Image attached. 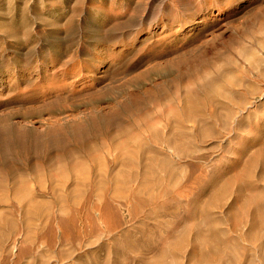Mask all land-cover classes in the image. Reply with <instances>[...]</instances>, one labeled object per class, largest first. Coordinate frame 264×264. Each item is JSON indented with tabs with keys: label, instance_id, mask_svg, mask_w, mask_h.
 <instances>
[{
	"label": "rangeland",
	"instance_id": "1",
	"mask_svg": "<svg viewBox=\"0 0 264 264\" xmlns=\"http://www.w3.org/2000/svg\"><path fill=\"white\" fill-rule=\"evenodd\" d=\"M179 1L0 0V264H143L264 189V0ZM123 201L110 241L73 229Z\"/></svg>",
	"mask_w": 264,
	"mask_h": 264
},
{
	"label": "bare ground",
	"instance_id": "2",
	"mask_svg": "<svg viewBox=\"0 0 264 264\" xmlns=\"http://www.w3.org/2000/svg\"><path fill=\"white\" fill-rule=\"evenodd\" d=\"M181 1V0H180ZM179 1V2H180ZM183 1V0H182ZM181 1V2H182ZM177 2V1H176ZM185 2V1H184ZM182 2V3H184ZM197 2V1H196ZM178 3V2H177ZM195 3V2H194ZM191 4V3H190ZM193 5V4H192ZM195 5V4H194ZM189 6V5H188ZM263 63V61H258L256 62V67H258L260 65L261 67V64ZM259 69V68H258ZM258 71V70H256ZM262 73L264 74V69L262 70ZM262 75V74H261ZM263 76V75H262ZM258 86V85H257ZM229 94V92H228ZM255 95V94H254ZM264 95V94H263ZM253 96V95H252ZM230 97V96H229ZM235 97V96H234ZM231 99V98H230ZM261 99V98H260ZM259 100V99H258ZM256 101V100H255ZM247 102V101H246ZM239 103V102H238ZM237 103V104H238ZM249 103V102H247ZM223 104V103H222ZM255 103H253L254 105ZM252 105V104H251ZM245 106H248L245 105ZM225 108H227V106H224ZM254 107V106H253ZM232 108V107H231ZM230 108V109H231ZM244 108V107H242ZM247 108V107H246ZM223 109V108H222ZM230 109L226 110V111H229ZM250 109V108H249ZM254 109V108H253ZM221 110V108H220ZM225 110V109H224ZM235 110V109H234ZM223 111V110H222ZM221 111V112H222ZM226 111H223V112H226ZM232 111V110H231ZM227 113V115L230 114V112ZM238 111V110H237ZM236 111V112H237ZM258 111V110H256ZM261 111V110H260ZM220 112V111H219ZM220 112V113H221ZM222 112V113H223ZM235 112V111H233ZM244 112V111H242ZM246 112V111H245ZM251 112V111H249ZM259 112V111H258ZM263 112V111H262ZM241 113V112H240ZM248 113V112H247ZM257 113V112H256ZM225 113H223V116H224ZM236 114V113H235ZM234 114V115H235ZM245 114V113H244ZM243 114V115H244ZM259 114H262L261 112ZM226 115V117H227ZM237 115V114H236ZM258 115V114H257ZM223 116H218V117H221L220 119L223 118ZM230 116V115H229ZM233 118L234 116L231 115ZM228 117L230 119H232V117ZM238 116V115H237ZM242 116V115H240ZM238 116V117H240ZM262 116V115H261ZM225 117V116H224ZM264 117V116H263ZM237 118V117H236ZM235 118V120H236ZM239 119V118H238ZM219 120V118H218ZM224 120V118H223ZM241 120V118H240ZM220 121V120H219ZM218 121V122H219ZM222 121V120H221ZM228 121H230L229 119L227 120V123L228 124ZM233 121V120H232ZM231 121V122H232ZM239 120H237L236 122H238ZM220 124L222 125V122H220ZM224 124V123H223ZM225 124V125H226ZM232 124V123H231ZM236 124V123H235ZM234 124V125H235ZM229 125H230V122H229ZM233 125V126H234ZM227 128H228V125H226ZM232 126V125H231ZM222 127V126H221ZM223 129H225V127L223 126ZM222 130V129H221ZM223 131V130H222ZM226 131V129H225ZM179 132V131H178ZM251 132V131H250ZM191 133V132H190ZM258 133V132H257ZM256 133V134H257ZM251 134V133H250ZM253 134V133H252ZM256 136V135H255ZM221 137V136H220ZM256 139V137H255ZM260 139V138H258ZM172 140V139H171ZM264 140V139H263ZM166 141V140H165ZM168 141V140H167ZM173 141V140H172ZM164 142V141H162ZM171 142V141H169ZM168 142V143H169ZM165 143V142H164ZM173 145H175L173 142H171ZM262 143V142H261ZM264 143V142H263ZM170 146V148H172L171 150V154L173 152V146ZM156 145V144H155ZM169 145V144H167ZM257 147V146H256ZM259 147V146H258ZM262 147L263 144H262ZM262 147H259L262 149ZM178 148V147H176ZM179 149V148H178ZM178 149H175V151H177ZM180 150V149H179ZM256 151V150H254ZM258 153H259V150H257ZM256 151V152H257ZM261 151H264L263 149L260 150V153ZM160 153V150L157 151ZM187 152V151H186ZM161 153H164L161 151ZM174 153H178V152H174ZM180 153V152H179ZM263 153V152H262ZM169 154V153H168ZM187 154V153H186ZM162 155V154H161ZM184 155L181 154V156ZM254 155H256V153L254 152ZM150 156V155H149ZM158 158L161 157L160 155H157ZM165 156V155H164ZM170 156V155H169ZM167 156V158L169 157ZM257 156V155H256ZM255 156V157H256ZM148 157V156H147ZM166 157V156H165ZM165 157H162V159H166ZM174 157V156H173ZM176 157V155H175ZM180 157V156H179ZM264 157V156H263ZM262 157V158H263ZM156 158V157H155ZM154 158V159H155ZM157 158V159H158ZM183 158V157H182ZM161 159V158H160ZM173 159V158H172ZM178 159V158H177ZM255 159V158H253ZM170 159H166L165 161H168L169 162ZM176 160V159H175ZM251 160V159H249ZM247 160V161H249ZM162 162H164L163 160H161ZM173 161V160H172ZM176 162V161H175ZM257 161H255L254 163H256ZM171 163V162H169ZM177 163V162H176ZM247 163V162H246ZM258 163V162H257ZM260 163V162H259ZM153 164V163H152ZM152 164H148V165H152ZM162 165H164V163H161ZM160 164V165H161ZM180 164V163H179ZM251 164V163H250ZM260 164L264 165L263 162H261ZM259 164V165H260ZM131 165V164H130ZM147 165V166H148ZM157 165V164H155ZM158 165V166H160ZM161 165V170L162 168H164L163 166ZM166 167L168 165L165 164ZM174 164H172L173 166ZM257 165V164H256ZM171 166V167H172ZM181 166V165H180ZM153 167V166H151ZM151 167H148L150 168L148 171L150 172L151 171ZM165 167V168H166ZM174 167V166H173ZM177 167V166H176ZM179 167V166H178ZM177 167V168H178ZM259 167H262V166H259ZM258 167V170H262L264 168H259ZM147 168V167H146ZM145 168V171H147ZM160 168V167H159ZM164 168V169H165ZM247 168V167H246ZM156 168H153L152 171H154ZM167 169V168H166ZM175 169V168H174ZM172 168V170H174ZM244 169V168H242ZM160 169H156V171H159ZM147 171V172H148ZM166 171V170H165ZM245 171V170H243ZM264 171V170H263ZM262 171V172H263ZM145 173L143 172L142 175L140 173V181H137L139 179H134V184L132 185L131 179L130 178H126L128 180H130V183L128 184L126 181L121 180V185L120 184H116V187H114V191L113 193L115 192L116 194H124L126 196V194H128L127 192L130 191L132 189V186L136 185L135 188L136 190H138V192H143V193H146L145 190L148 189V185L149 183H151L150 181H156V180H159L161 179V177L164 176V174L162 172H164V170L161 172L163 174L160 173V172H150V173ZM167 172V171H166ZM165 172V173H166ZM169 172V171H168ZM255 172V171H254ZM258 172V171H257ZM256 172V174H257ZM167 174V173H166ZM240 174H241V171H240ZM260 174V173H259ZM138 175V174H137ZM245 175V174H244ZM142 176V177H141ZM166 176V175H165ZM240 176V175H238ZM257 176V175H256ZM255 176V177H256ZM264 176V175H263ZM126 177V176H125ZM138 178V176H136ZM135 177V178H136ZM242 177V176H241ZM259 177V176H258ZM165 178V177H164ZM252 180V178H250ZM250 179H246V182L247 180L249 181ZM257 179V178H255ZM255 179L253 181H255ZM165 180V179H164ZM164 180H160V181H164ZM243 180H245L243 178ZM250 180V181H251ZM260 180V179H259ZM262 180V179H261ZM127 183V184H124L123 183ZM225 181V180H224ZM237 181V180H236ZM242 181V180H241ZM240 181V182H241ZM258 181V179H257ZM116 182V181H115ZM119 182V180H118ZM239 182V180H238ZM246 182H242L243 183V188L244 185H246L247 183ZM264 182V181H263ZM117 183V182H116ZM155 183V182H154ZM157 183H161V182H157ZM222 183V182H221ZM228 183V182H227ZM241 183V184H242ZM245 183V184H244ZM254 183V182H253ZM252 183V184H253ZM255 183H258L255 181ZM254 183V184H255ZM152 184V183H151ZM240 184V183H239ZM260 184V183H259ZM220 185V184H218ZM262 185V183H261ZM114 186V185H113ZM113 186H112V189H113ZM150 186V185H149ZM235 186V185H234ZM240 186V185H239ZM264 186V185H262ZM221 188V186H218V188ZM248 187V186H247ZM246 187V189H247ZM251 187V186H250ZM214 188H217L214 187ZM217 188V189H218ZM219 188V189H220ZM225 188H227V186H225ZM224 188V189H225ZM238 188V187H237ZM243 188L241 190H243ZM108 189V188H107ZM111 189V188H110ZM217 189L215 191H217ZM240 189H239V192H240ZM254 189V188H253ZM109 190V189H108ZM223 190V187L221 189V191ZM231 190V189H230ZM229 190V191H230ZM234 190V189H233ZM236 190V189H235ZM248 190V189H247ZM250 190V189H249ZM264 190V189H263ZM263 190H258V189H255L254 192L251 190V192L247 193V195H243L241 192V194L244 196H240L241 194L239 195H235L236 196H240L238 198L241 199V197L243 199H241V203L239 205V207L237 209H235V207H231L233 205H230V209L229 210H225L224 212L223 211H219L221 214V217L218 218L217 215H214L216 216L215 218L217 219L216 221H211V222H208V217L205 218L203 216H206V215H201L203 214L202 212L204 211V209L202 210V206L201 204L199 205V207H201L198 211H199V216L197 217L198 214H196L197 212L195 211V215H196V219L193 221L194 223V226H196V231L193 232L194 234L191 233L190 229H188V226H182L181 228H179L180 230L176 233L175 235H172L174 236L172 239L169 238V240H166L167 242H165L163 245V248L162 250L156 255H154L152 258L150 257L149 259H145L146 261L143 262V264H264V204L262 205L261 202H262V198L263 196H261L260 193H263ZM111 191V190H110ZM220 192V190H218ZM217 191V192H218ZM224 191V190H223ZM228 190L226 189L225 190V193L227 192ZM228 191V192H229ZM244 191L246 192V190L244 189ZM213 192V190H212ZM112 193V194H113ZM130 193V192H129ZM132 193V192H131ZM223 193V192H221ZM224 193V194H225ZM111 194V195H112ZM137 191H136V195H137ZM142 194V193H140ZM217 194V193H216ZM223 194V195H224ZM233 194V192L231 193ZM246 194V193H245ZM264 194V193H263ZM115 195V194H114ZM123 195V198H125V196ZM131 195V194H130ZM230 194H228L227 196H229ZM117 196V195H115ZM129 196V195H128ZM128 196H126L128 199ZM134 196V195H133ZM132 196V198H133ZM262 198H261V197ZM122 197V196H121ZM120 197V198H121ZM131 197V196H130ZM232 197V196H231ZM118 198V197H116ZM120 198L119 201H120ZM236 198V200L238 199ZM111 199H115L114 198H111ZM239 199V200H240ZM117 200V199H115ZM133 201V199H131ZM130 200V201H131ZM231 200V199H230ZM234 200V199H232ZM264 200V199H263ZM129 201V202H130ZM235 201V200H234ZM233 201V202H234ZM113 202V200H112ZM124 202V203H123ZM121 204H119V206H116L113 204H105L104 205V208L102 210H100L98 212V218L97 219H94V216L92 219L90 220H86L84 221L83 219H77V220H74L71 225H73V229L78 231V233L80 235H82V237H86V238H89V245H93L94 247H97V246H101L103 243V241L106 239L108 241H110L113 237V232L116 231L117 228H121V226L123 225L122 223H128L130 222V218H133L132 215H133V211H135L136 207H134V205L132 206L133 209L129 206L130 204L128 203V201H123ZM110 203V202H109ZM131 203V202H130ZM237 203V202H236ZM238 203L236 205H238ZM264 203V202H262ZM235 204V203H234ZM118 205V204H117ZM132 205V204H131ZM163 205V204H162ZM229 205V203H228ZM204 206V205H203ZM205 207V206H204ZM203 207V208H204ZM227 207V206H226ZM196 208V207H195ZM233 209H235L233 211ZM94 210V209H93ZM92 210V212H93ZM138 211V210H136ZM96 212V211H94ZM205 212V211H204ZM215 212V211H214ZM218 212V211H216ZM137 213V212H136ZM135 213V215H136ZM212 212H210L211 214ZM93 214V213H92ZM96 214V213H95ZM94 214V215H95ZM138 214V213H137ZM209 214V215H210ZM194 215V216H195ZM219 216V215H218ZM211 217V216H210ZM213 218V217H212ZM101 221V224L100 222L98 221ZM134 220V219H133ZM132 221V220H131ZM62 222V221H61ZM102 222H103V226H102ZM190 223V222H189ZM192 223V222H191ZM61 224V223H60ZM60 232H59V235L57 236V242L60 244V245H65L68 238V234H67V231L69 230V225L68 223L65 221V222H62V224L60 225ZM187 224V223H186ZM196 224V225H195ZM56 225V224H55ZM58 225V224H57ZM126 225V224H125ZM129 225V224H128ZM191 225V224H190ZM193 225V224H192ZM133 227V226H132ZM191 227V226H189ZM192 228V227H191ZM195 228V227H194ZM134 229V228H133ZM169 229V228H167ZM193 229V228H192ZM118 230V229H117ZM194 230V229H193ZM119 231V230H118ZM121 231V230H120ZM174 231V232H175ZM123 232V231H122ZM162 232V230H161ZM116 233V232H115ZM118 233V232H117ZM163 234V233H162ZM161 234V235H162ZM174 234V233H173ZM119 235V234H118ZM116 236V235H115ZM165 237V236H164ZM26 240L29 239V236H28V239L25 238ZM24 239V240H25ZM49 241V240H48ZM16 242V241H15ZM14 243V242H13ZM14 245V244H13ZM16 245V244H15ZM14 247V246H13ZM16 247V246H15ZM19 248V247H17ZM14 249V248H13ZM16 249V248H15ZM14 249V250H15ZM1 250V249H0ZM10 250V249H9ZM13 250V251H14ZM16 250H20V249H16ZM23 251V248L21 249ZM11 251V250H10ZM16 252V251H15ZM18 252V251H17ZM137 252V251H136ZM21 252L19 251L18 255L20 254ZM24 253V252H23ZM14 255H16L14 252H13ZM139 254V253H138ZM17 255V256H18ZM22 255V254H21ZM140 255V254H139ZM15 256V257H17ZM135 256V254H134ZM137 257V256H135ZM13 259V258H12ZM128 263V262H127Z\"/></svg>",
	"mask_w": 264,
	"mask_h": 264
}]
</instances>
